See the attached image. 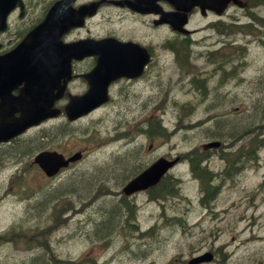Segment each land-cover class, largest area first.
<instances>
[{"label":"rangeland","instance_id":"obj_1","mask_svg":"<svg viewBox=\"0 0 264 264\" xmlns=\"http://www.w3.org/2000/svg\"><path fill=\"white\" fill-rule=\"evenodd\" d=\"M84 1L78 0L80 3ZM251 13L259 17L253 23L260 26L264 34V4L244 9L232 6L230 11L231 19L237 14L248 19L247 22L252 18ZM95 20L93 18L92 23ZM196 20L195 25L206 21L199 16ZM11 24V31L0 35V42L14 40L12 32L16 25ZM90 29L99 34L111 31L138 35L149 41L154 36L149 29L133 28L131 22L125 20L107 25L100 23L94 29L90 26ZM83 33L84 30H80L75 35ZM198 34L202 35L200 41L190 44L185 50L197 57L192 65L203 62V75L200 74L203 78L210 72L203 52L218 44L214 43L216 34L212 31L202 29ZM248 39L245 38L246 41ZM205 41L207 43H203ZM238 42L234 45L239 46ZM152 45L156 52L162 51L157 44ZM241 45L244 54H247L242 62L243 75L248 78L246 85L217 86L205 77L207 88L200 92L189 86L193 76L186 80V75H176L172 55H167L166 59L158 56L150 72L149 87L142 90L124 87L121 91L114 87L110 93L111 100L88 116L73 122L65 121L64 117L52 119L55 132L64 129L70 130V134L56 133L54 136L51 132L49 136L52 139H41L39 136L40 147L49 145L65 153L75 150L83 153L80 160L53 177H46L37 168L25 164L19 175L21 183L11 184L9 175L17 165L14 159L19 158V151L30 152L32 145L20 150L0 147V230L25 231L16 241V246L10 242L3 243L0 264H56L54 257L77 264L75 260L83 255L86 260L95 259V264H145V258L137 255L136 249L123 248V238L117 232L123 214L122 208L117 209L119 200L130 199L120 194L121 180L139 165H146L158 156L174 157L190 147L201 148L209 140L223 141L225 152H232L238 145L246 144V130L264 121V88L259 81L264 71V48L255 41L248 46ZM201 78L197 77V80L202 81ZM147 79L148 76L145 81ZM253 82L263 91L257 90ZM224 87L227 88L224 90ZM82 90L79 80L71 81L69 97ZM147 117L158 119L166 127L167 135L149 138L142 133L133 134V127L147 123ZM229 122L238 124V128L230 130V124H226L224 129L218 128L221 123ZM126 125L124 132L129 134L119 138L116 132L120 129L117 127ZM230 131L234 135L229 134ZM236 134L238 138L234 140ZM232 139L235 144H231ZM249 142L248 139L243 153L251 148L248 147ZM258 148V160L245 165L239 176L223 184L209 208L202 207L200 183L193 177L185 160H180L168 172L179 178L177 195L155 202L148 201L146 192L132 197L136 203L137 225L141 229L151 225H157V228L154 238L133 236L136 233L127 235L131 247L147 241L141 247L145 249L151 244L154 250L147 257V264H170L167 259L175 253L174 250H178L177 260L180 255L189 257L195 250L209 247L220 249L218 259L224 256V264H264V142L259 143ZM29 156L30 153L26 154L21 161H26ZM225 163L219 151H212L206 161L215 173H219ZM84 182L87 184L82 185ZM93 191L98 193L90 196ZM110 211L116 212L111 214ZM174 216L180 219V224L168 219ZM108 217L113 219L107 223ZM53 224L52 229L47 228ZM127 231L128 228L120 230L123 234ZM45 241H49L52 251L46 250ZM157 245L167 251L159 253L155 249ZM218 259L213 264H223ZM59 261L57 264H63Z\"/></svg>","mask_w":264,"mask_h":264},{"label":"flooded vegetation","instance_id":"obj_2","mask_svg":"<svg viewBox=\"0 0 264 264\" xmlns=\"http://www.w3.org/2000/svg\"><path fill=\"white\" fill-rule=\"evenodd\" d=\"M86 0L84 4L95 2L96 10L93 13L84 14V24L77 29H84V34L79 36L80 38L94 37L99 38L104 36H112L120 42H129L139 48L144 53L137 52L140 59H144L143 64L139 72L134 76L121 75L114 78L108 85V89L124 87L131 89H144L150 86V72L153 69L154 61L158 56L166 59L167 55H172L175 61L176 75L181 77L186 75V80L193 76L189 86L194 88L203 86L201 80H197L198 71H201L204 66L203 62L198 65H192V62L197 57H194V53L186 51V47L190 44H196L200 41L199 30H210L216 34L214 43L218 45L204 53L203 59H205L208 65V72L215 78V84L229 85L232 73L241 74L238 71L243 59L237 58L236 53L230 51V44L236 43L241 39H245L246 36H250V33L245 31L246 24L255 22L251 18L243 19L239 15H233L231 19V7L245 8L247 4L240 5L235 0L232 3H219V0ZM184 7V8H183ZM205 18L206 21L203 24L195 25L197 23L196 17ZM96 20L92 23V19ZM170 19H172V22ZM119 21H129L133 28L149 29L154 33L151 41L138 35H125L117 32H107L99 35L97 31L90 32V26L93 29L100 23L105 25ZM185 20V21H184ZM184 21V22H183ZM245 22V23H244ZM93 24V25H92ZM257 31L261 34L254 36L255 41H259L260 37L264 39L262 28L257 26ZM236 35H241L236 37ZM243 34V35H242ZM78 38V37H77ZM203 38V37H202ZM76 39L75 34L72 35L71 41ZM204 39V38H203ZM203 43H207L206 41ZM152 44H157L158 49L162 51L156 52ZM145 55V56H144ZM72 68L75 73L83 74L82 85L88 88V81L85 74L92 70L96 64L95 55L84 57L81 60H72ZM200 67V69H199ZM156 71V70H155ZM147 81L145 79L147 78ZM63 81V80H62ZM240 81V80H239ZM184 82V81H183ZM159 83V82H158ZM241 84V83H240ZM243 85H246V80L242 81ZM35 127L27 129L23 135L27 132L28 137L30 130ZM30 132V133H29ZM29 133V134H28ZM22 135V136H23ZM37 137V133H34L27 140ZM11 143V141H10ZM13 145V144H12ZM0 146H2L0 144Z\"/></svg>","mask_w":264,"mask_h":264},{"label":"water","instance_id":"obj_3","mask_svg":"<svg viewBox=\"0 0 264 264\" xmlns=\"http://www.w3.org/2000/svg\"><path fill=\"white\" fill-rule=\"evenodd\" d=\"M68 1L69 0H67V2L65 3L67 4ZM15 52H17V50H13L10 53H7L8 55L0 56V62H4V61L11 62L17 59L14 55H10ZM2 76L3 74L2 72H0V89L3 88V82H1ZM86 101H89V99L87 98ZM87 103L88 102H84L82 99H80V101H72L71 105L68 107V112L70 113V115L72 114L73 116H75L79 114L80 112L89 109L93 104V103H89V104ZM76 104L82 105L84 107L77 108L75 106H72ZM4 108L7 109V107L5 106ZM4 108L2 107L3 110H5ZM28 117H30V114L26 113L25 115H23V119L19 120L16 123H8V124L5 123L8 125L6 128H4L7 130L6 134H8L9 132L18 130L20 126L25 125L27 123ZM79 155H80L79 152H77L69 156L67 159H65L60 153H57V152H42L39 154V156L36 159L39 161L41 166L44 168V170L48 174H52L56 172L60 166L66 165L69 160H73L79 157ZM172 163H173V160L169 161L164 158L157 159L153 164H151L148 168L142 171L139 175L131 179L124 186L123 190L126 193H129L131 191L145 187L148 184L155 182L159 178V176L163 173V171L166 170V168H168V166H170Z\"/></svg>","mask_w":264,"mask_h":264},{"label":"trees","instance_id":"obj_4","mask_svg":"<svg viewBox=\"0 0 264 264\" xmlns=\"http://www.w3.org/2000/svg\"><path fill=\"white\" fill-rule=\"evenodd\" d=\"M255 2L256 0H249V2ZM226 124H230L229 126V129L230 130H234L235 128H238V124H234V123H221L218 128H222L224 129L225 125ZM259 125H252L250 126V130H246V133H247V136L244 138L245 140L248 141V139L250 140V144H254V141H255V138L257 137L258 134H256V128L258 127ZM148 132L152 133L154 132L155 130H157L159 128V125L158 123H156L155 119H151L149 122H148ZM231 135H234L233 134V131H230ZM242 134V133H241ZM226 135H224L225 137ZM238 138V135L237 136H234L233 139H237ZM232 139V141H233ZM39 141V137H32L28 140H25V141H20L19 143L17 144H14V145H7V148L9 150H20L22 148H26V147H29L30 145H32V147ZM244 146V144H242L240 146V148H242ZM24 150V149H23ZM19 153H22V151H20ZM202 153H204V151H202ZM201 154V153H200ZM199 153H192V151L190 152V158H189V162H190V165H191V168H192V172L194 175L196 176H199L200 177V180H202L203 182H205V184L207 185L206 187V192H208V186H209V180H210V174H209V171L207 170L206 166H201L200 165V161L199 159L202 158L203 155H200ZM89 180V179H88ZM87 180V181H88ZM163 181L160 182L156 187H152L150 188L149 190V193L151 195V198H158L159 196L161 198H171L175 195L178 194V188H177V179L175 178H172L171 176H166L164 179H162ZM208 182V183H207ZM86 184L85 182L82 183V185ZM156 190V193L154 194ZM98 193V191H93L90 196H95L96 194ZM89 196V197H90ZM123 209V215L124 213H127L129 211L130 206L128 203L124 202L123 200L120 201L119 200V206H118V210L119 209ZM111 214L113 212V214L116 212V211H110ZM110 212L108 213V215H110ZM120 212V211H119ZM118 213V211H117ZM122 216H120L121 218ZM112 218L107 219V223L111 221ZM173 219L176 221H180L179 218H176V217H173ZM125 222L127 221V218L125 217L124 218ZM95 223V222H94ZM121 226H123V224L120 223ZM119 226V227H121Z\"/></svg>","mask_w":264,"mask_h":264},{"label":"bare ground","instance_id":"obj_5","mask_svg":"<svg viewBox=\"0 0 264 264\" xmlns=\"http://www.w3.org/2000/svg\"><path fill=\"white\" fill-rule=\"evenodd\" d=\"M260 97V96H259ZM208 121V120H207ZM224 121V120H223ZM214 126V125H213ZM228 126V125H227ZM207 135V134H206ZM237 135V134H236ZM210 137V136H209ZM119 138H121V137H119ZM138 161V160H137ZM94 170V169H93ZM98 174V173H97ZM102 175V174H101ZM101 177V176H100ZM90 178V177H89ZM95 178V177H94ZM84 180H86V179H84ZM89 182V181H88ZM87 184V183H86ZM78 186V185H77ZM116 221V220H115Z\"/></svg>","mask_w":264,"mask_h":264}]
</instances>
